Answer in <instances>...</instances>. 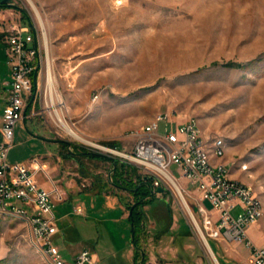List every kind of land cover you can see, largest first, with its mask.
I'll return each instance as SVG.
<instances>
[{
    "label": "rangeland",
    "instance_id": "obj_1",
    "mask_svg": "<svg viewBox=\"0 0 264 264\" xmlns=\"http://www.w3.org/2000/svg\"><path fill=\"white\" fill-rule=\"evenodd\" d=\"M8 1L13 4L8 8L18 10L22 19L25 16L23 25L39 29L46 46L42 26L28 2ZM34 2L45 24L57 108L88 143L129 153L136 143L133 133L159 114L175 115L179 120L197 118L205 140L225 141L222 160L229 162L233 179L254 189L264 204V61L263 71L256 74L227 66L264 56V0ZM44 67L47 78V56ZM46 78L36 101L27 102V113H32L33 122L55 131L81 154L72 169L78 178L95 180L99 176L105 181L102 195L79 201L85 214H91L88 224L82 215L72 213L75 204L52 197L56 216L69 214L59 223L62 232L55 237V244L65 260H71V246L79 245L99 256L97 264H146L132 255L131 222L122 217L132 198L112 188L110 162L99 164L83 154L121 158L62 129L50 105ZM95 95L99 96L96 101ZM160 132H165L164 122ZM19 141H15L11 157L19 156L25 148L31 150V145L23 146ZM42 178L46 186H53L50 179ZM187 188L193 195L200 194L195 185ZM111 195L112 201L106 204V196ZM185 197L201 225L195 204ZM240 211L237 205L233 215ZM142 214L145 252L147 244L151 249L156 246L153 242L162 232L165 240L173 236L180 242L193 241L192 251L200 254L201 249L209 263L216 264L176 190L156 194ZM71 221L77 223L72 232L67 225ZM172 223L176 228L186 225L190 235L184 228L171 235ZM251 226L250 236L264 245V215ZM207 239L218 253L213 240ZM225 253L229 251L225 249ZM0 264H51L21 216L0 215ZM150 264H160L159 259Z\"/></svg>",
    "mask_w": 264,
    "mask_h": 264
},
{
    "label": "built area",
    "instance_id": "obj_2",
    "mask_svg": "<svg viewBox=\"0 0 264 264\" xmlns=\"http://www.w3.org/2000/svg\"><path fill=\"white\" fill-rule=\"evenodd\" d=\"M3 34L11 80L1 129L4 142L0 144V215L25 218L37 240L42 241V248L48 253L51 264H94L95 256L90 250H82L68 261L55 244L59 227L52 197L63 201L64 194L55 185L52 190H47L38 183L39 173L47 175L42 160L32 158L33 167L8 162L9 152L14 146L16 125L25 119L28 100L32 98L36 101L46 78L44 60L47 48L42 43L39 29L32 25H13ZM98 98L95 95L94 101ZM161 122L165 123L164 133L160 132ZM133 134L136 143L129 153L97 144L93 146L119 156L152 176L156 194H161L158 189L164 188L167 191L176 190L182 199H186L185 196L190 198L195 204L196 214L201 218L200 225L193 212L194 227L206 239L243 244L250 253L248 264H264V247L257 246L248 235L251 225L263 217L264 207H259L254 189L243 187L240 180L228 179V164L218 163V156L226 151L219 138L209 143L204 139L202 128L194 127V117L179 120L167 113L159 114L157 121ZM206 145H213V152H206ZM207 154H214L215 168H207ZM188 184L195 185L200 194L193 195L187 188ZM237 205L241 211L234 216ZM75 213L81 215L82 208H75Z\"/></svg>",
    "mask_w": 264,
    "mask_h": 264
},
{
    "label": "crops",
    "instance_id": "obj_3",
    "mask_svg": "<svg viewBox=\"0 0 264 264\" xmlns=\"http://www.w3.org/2000/svg\"><path fill=\"white\" fill-rule=\"evenodd\" d=\"M6 1L8 0H4L3 2L0 3H4ZM8 5L12 6L13 4L8 1ZM23 22L24 21L18 10L13 8L0 10V144L4 142V136L2 134L1 129L3 126V113L8 98V89H9L8 85L11 80V68L7 62V47L3 41V36H4L3 32L5 29L13 25L23 24ZM31 100L32 98L29 99L28 101ZM27 110H28V106H26L25 108V119L21 120L25 124L26 129H24V126L22 125L21 121L17 123L15 128L14 144L15 141L20 140L19 141L20 143H24L23 146L31 145V150L25 148V150L22 151V153H20L19 156L11 157V154L15 149L13 146L8 155V162L10 164L24 163L30 167H33L32 158L39 157L42 160L43 164L46 165V171L48 176L45 173H43V175L39 173L37 176L38 183L47 190H52L54 185L58 189H60L64 194L63 202H67L69 204H75L72 213H74V215L78 217L81 216L80 214L75 213V208L81 207L83 210V213L81 215L85 220H87L86 224H88L89 215L91 214H85L84 205L79 201H81L83 197L93 199L102 195L104 192L101 189L102 187H104L105 181L101 182L102 180L99 176L95 178V180L92 178L93 181L91 178H86L84 176L82 177L83 179L81 177L78 178L77 173L72 172L73 171L72 169L75 160L79 159L81 154L73 151L72 146L69 143H66V141H64L62 137L58 136L57 133H55V131L49 129L48 127L45 128L41 124L33 122L32 113L30 112L27 113ZM94 161L99 162V164H103L102 161L105 163L107 162L106 160H103L101 158H95ZM226 163L229 165L228 161ZM132 166H134V170L138 171L141 174H144L137 166L135 165ZM44 176L45 178L51 180L53 184L52 187L46 186L45 182H43L42 177ZM230 176L232 178H235L234 174H230ZM81 179L84 181H88V185H86L83 181H81ZM87 186L89 187L88 190L81 189V187L87 188ZM114 190L116 193H118L116 189ZM111 192L112 190H110L109 193ZM112 195L106 196L107 197L105 200L106 204L109 200H111ZM95 201H96L95 199L92 200L93 203H95ZM112 204L113 202L110 203L111 206ZM125 211L126 213L123 214L122 217L129 218V212L127 208L125 209ZM68 215L69 214L66 213L62 217L59 218L57 217L58 227H59L58 234L62 232V229L60 228L59 225L60 221L67 218ZM79 223L83 225L85 224V222H79ZM67 225H69L68 228L70 232L73 231V227H77L75 226L77 225V223L72 221L69 222V224ZM182 228H184V230L187 231V234L190 235L189 229L186 225L183 226L180 225L176 228V224L173 225L172 223L169 230L171 232V235H173L175 231H180ZM251 230H252V226L248 229L249 237H251L249 234ZM164 237L165 235L162 234V232H160V234L156 237L155 241L153 242V244L156 245L153 247V249H156L158 251L152 252L153 249L148 248V244H147L146 247L147 251L145 253L148 257V260L146 264L156 262L157 258L159 259L160 264H210L207 258L204 257L203 251L201 249H199L200 254H198L195 249L194 251H192L193 246H195L193 241L180 242L177 239H175L173 236H171V240H165ZM250 239L257 246L264 247V245L259 244L256 239H253L252 237ZM213 242L216 244L219 251L217 253L213 248L212 251L214 252L215 256L216 254L218 255V258L217 256L216 258L220 264H248L250 253L249 250L243 244H239V243L227 244V243L218 242L216 240H213ZM76 246H71L72 247L71 260H73L82 250H85L82 246L79 245L77 247ZM144 249L145 246H143V250ZM225 249H227L229 253H225ZM149 252H151V254ZM131 253L134 256V249L133 252L131 251ZM94 256H95L94 264L99 263L100 261L99 256L97 254H94Z\"/></svg>",
    "mask_w": 264,
    "mask_h": 264
},
{
    "label": "trees",
    "instance_id": "obj_4",
    "mask_svg": "<svg viewBox=\"0 0 264 264\" xmlns=\"http://www.w3.org/2000/svg\"><path fill=\"white\" fill-rule=\"evenodd\" d=\"M10 5L8 2L0 3V10L6 9ZM20 10V9H19ZM21 11V10H20ZM23 13V12H22ZM23 19L25 16L23 15ZM26 23V21H25ZM264 61V56L258 57L257 59L250 61L246 64L232 63V65L227 64V66H233L235 68H242L245 70H249L254 74L263 71V67L261 63ZM34 88H36V83L34 84ZM85 158L95 159L101 158L110 162L112 164V175H111V185L117 192H125L131 198L132 202L127 207L129 212V220L131 222L132 231H131V240L132 244L135 247V259H140L144 263L147 262L148 257L143 250V238L145 228L143 225V214L142 211L151 199L155 198L156 192L153 187V177L150 175H144L134 170V166L129 163L123 162L120 159L112 158L110 156H106L103 154L86 152L83 154ZM104 191V190H102ZM165 193V190L163 194ZM211 247L214 249L211 241Z\"/></svg>",
    "mask_w": 264,
    "mask_h": 264
},
{
    "label": "bare ground",
    "instance_id": "obj_5",
    "mask_svg": "<svg viewBox=\"0 0 264 264\" xmlns=\"http://www.w3.org/2000/svg\"><path fill=\"white\" fill-rule=\"evenodd\" d=\"M26 2H28V4L30 5V7L32 8V10L34 11V13L37 16L38 21L40 22L42 29L44 31V38H45V43H46V48H47V91H48V95L50 97V105L53 107V114L56 115V118L59 122V125H61L62 129L70 136L79 139L80 141L83 142H87V139H85L83 136H81L76 130H74L69 124L68 122L63 118L62 114L59 112L58 108H57V98L55 97V76L52 72V68H51V60L49 57V52H48V44H47V36H46V30H45V24L43 22V18L42 15L37 7V5L35 4L34 0H26ZM155 121H157V118L151 122H149L148 124L142 126L140 129L142 128H146L149 124L154 123ZM194 127H200L199 125V121L197 118H194ZM139 132V129L136 131ZM219 143H224V148H226V143L223 139L219 138ZM88 144L91 145H95L93 142H89ZM206 152H213V145H206ZM226 155V151L225 153H223L222 155L218 156V163H226L222 160V158H224V156ZM207 168H215V159H214V154H207ZM244 169H246V166H243ZM227 177L228 179H233L230 176V172L229 170H227ZM241 185L243 187H246L247 189H252L250 186H248L246 183L241 181ZM254 197H256L259 207H264V204L262 203V201L260 200V198L256 195V193L254 192ZM182 198V197H181ZM184 198V197H183ZM183 203L186 207V209L188 210L190 217L192 218L191 215H193V211L191 210V208L189 207L186 199H182ZM198 233L200 235H202L203 233H201L200 231H198ZM34 237L37 241V243L40 245L41 250L43 251L44 255H46V257L49 259L48 253L46 251H44V248H42V241L41 240H37V236L35 233ZM206 238V237H205ZM209 243V241H208ZM210 245V243H209ZM211 247V245H210ZM212 248V247H211ZM215 256V255H214ZM216 258V257H215ZM217 260V259H216ZM50 263H51V259H49Z\"/></svg>",
    "mask_w": 264,
    "mask_h": 264
},
{
    "label": "water",
    "instance_id": "obj_6",
    "mask_svg": "<svg viewBox=\"0 0 264 264\" xmlns=\"http://www.w3.org/2000/svg\"><path fill=\"white\" fill-rule=\"evenodd\" d=\"M164 188H160V189H158V192L159 193H162V192H164ZM201 238H202V240H203V242H204V244H205V246L207 247V249L210 251V253L212 254V257H213V259L215 260V262H216V264H220L219 262H218V260H216L217 258H215L216 256H214L215 254H214V252L212 251V248L210 247V245H209V243H208V240L203 236V235H201Z\"/></svg>",
    "mask_w": 264,
    "mask_h": 264
}]
</instances>
